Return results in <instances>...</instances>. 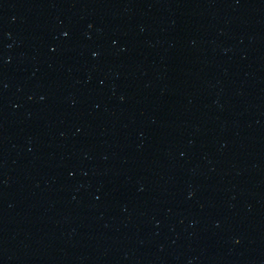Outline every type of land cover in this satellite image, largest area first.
<instances>
[{"label": "water", "instance_id": "water-1", "mask_svg": "<svg viewBox=\"0 0 264 264\" xmlns=\"http://www.w3.org/2000/svg\"><path fill=\"white\" fill-rule=\"evenodd\" d=\"M227 264H264V81L247 147Z\"/></svg>", "mask_w": 264, "mask_h": 264}]
</instances>
